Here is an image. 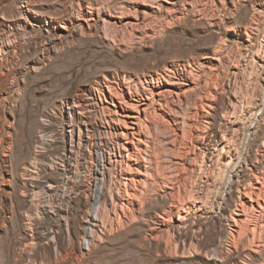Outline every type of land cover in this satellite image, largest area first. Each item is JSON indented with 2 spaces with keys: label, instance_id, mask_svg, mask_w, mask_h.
<instances>
[{
  "label": "bare ground",
  "instance_id": "obj_1",
  "mask_svg": "<svg viewBox=\"0 0 264 264\" xmlns=\"http://www.w3.org/2000/svg\"><path fill=\"white\" fill-rule=\"evenodd\" d=\"M58 1L21 0L0 13V76L17 54V40L1 29L15 26L45 27L48 44L71 29L96 27L111 48H126L150 36L155 20L189 19L217 38L193 61L170 60L155 73L97 74L59 104L63 151L36 154L22 172L34 189L44 173H59L56 180L45 176L38 189L59 193L58 203L44 201V212L70 232L69 205L91 202L82 257L109 233L140 221L146 238H166L172 255L264 264V0H60L50 13ZM53 134L43 133V148ZM210 221L219 233L204 238ZM28 229L26 223L25 235ZM185 233L191 234L182 242Z\"/></svg>",
  "mask_w": 264,
  "mask_h": 264
},
{
  "label": "rangeland",
  "instance_id": "obj_2",
  "mask_svg": "<svg viewBox=\"0 0 264 264\" xmlns=\"http://www.w3.org/2000/svg\"><path fill=\"white\" fill-rule=\"evenodd\" d=\"M19 3L21 0H0V13L9 14ZM60 4L59 0L53 6L49 5L48 11L53 14ZM49 12L46 11L45 15L51 16ZM172 22L162 25L161 21L155 20L154 25L147 26L151 30L150 36L135 38L138 41L131 39L129 48H124L118 41L111 48L96 27L83 34L71 29L55 44L47 43L43 26L22 25L1 29L4 31L2 37L17 40V54L6 62V74L0 76V264H208L200 256L184 258L172 255L166 248V238L161 241L146 238V223L140 221L121 231L109 233L82 257L79 254L80 237L85 210L91 202L83 197L81 202L69 205L71 228L68 232L59 224L60 218L56 214L50 216L43 210L45 200L60 201L59 193L46 195L43 190L39 191L46 177L56 180L59 173L42 174L40 189L23 183V166L36 154L37 158H51L63 151L59 104L72 99L83 82L95 79L97 74L104 72L110 75L117 72L151 74L161 71L170 60L179 64L186 60L184 63H187L217 38L213 31L189 19L181 20V23ZM45 118L49 124L44 122ZM47 130L49 134L54 133L55 138L48 149L40 144ZM31 213L34 218L29 221L27 215ZM210 222L207 223L209 229L204 238L219 233L218 222ZM26 223L29 227L27 235L24 234ZM69 233L74 238V244H69ZM188 234L191 233L184 234L182 242ZM24 243L28 247L23 252ZM230 264L235 263L232 261Z\"/></svg>",
  "mask_w": 264,
  "mask_h": 264
}]
</instances>
